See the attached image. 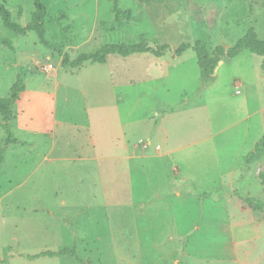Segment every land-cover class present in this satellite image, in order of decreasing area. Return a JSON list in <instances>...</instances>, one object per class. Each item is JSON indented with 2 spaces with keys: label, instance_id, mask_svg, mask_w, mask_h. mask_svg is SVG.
Here are the masks:
<instances>
[{
  "label": "rangeland",
  "instance_id": "rangeland-1",
  "mask_svg": "<svg viewBox=\"0 0 264 264\" xmlns=\"http://www.w3.org/2000/svg\"><path fill=\"white\" fill-rule=\"evenodd\" d=\"M42 1L49 46L36 32L15 35L0 18V37L14 42L9 48L0 41V98H10L19 74L26 84L10 116L0 114V264H264V211L238 197L264 201L263 182L259 188L252 181L250 193L211 189L219 183L216 170L230 168L243 141L254 150L264 134L262 58L249 51L224 57L206 85L193 49L198 41L209 50L231 47L250 28L264 40V0ZM7 5L14 22L30 21L33 0ZM115 5L134 21L117 22ZM141 35L168 45L167 59L181 45L191 46L172 73V98L162 107L176 108L163 122L171 141L164 150H181L159 159L85 160L81 146L91 135L120 137L132 125L138 142L163 120V110L144 107L140 98L148 66L163 56L110 54L104 64L87 61L78 68L63 66L64 57L75 60ZM128 79L136 82L135 92L125 90ZM184 154L191 161L186 168L207 172L209 186L182 181L187 171L174 175L175 161L186 163ZM93 163L97 170L101 164V173L93 172ZM114 163L117 169L110 168ZM164 168L169 176L160 179L157 170ZM242 169L263 181L264 151ZM157 195L162 199L154 204ZM65 247H77L82 263L38 256Z\"/></svg>",
  "mask_w": 264,
  "mask_h": 264
},
{
  "label": "crops",
  "instance_id": "crops-1",
  "mask_svg": "<svg viewBox=\"0 0 264 264\" xmlns=\"http://www.w3.org/2000/svg\"><path fill=\"white\" fill-rule=\"evenodd\" d=\"M182 57L183 55L176 56L172 59H167L166 56H163L161 59L157 61L152 60L153 62H151V64L147 68L148 71L146 72V76H145L147 79L143 84H140V86L143 88L142 93L144 95L141 94L140 98L142 99L143 105H145L144 107L149 106L146 104H153V107L155 106L157 108H160L161 109L160 111L163 110L162 113L164 114V117L163 120L160 123H158L151 132H149L146 138L144 139L139 138L138 142H134L132 138V134H133L132 131H134L132 125H128L126 128L123 127L122 135L120 137H112L109 136L108 134H102V133H98L97 135H91L88 138V141L81 146L82 148L81 153L83 155L81 157H83V159L93 162L97 160H101L102 158L113 159V160H121L123 158L129 160L135 158L159 159V158L168 157L173 153H177L178 151L181 150L180 148H176L173 150L170 149L164 150L166 147H168V143L171 141H168L170 133L163 128V122H166L168 118H170V115L175 113L176 108L174 106L168 109H163V108H167L169 101H171L172 97L170 93V88L173 85V83L171 84L172 73L175 71L176 68L179 69V67H181L180 64H178V61ZM195 61L197 65V60ZM114 73H116L117 75V72ZM111 76L113 77V72L111 73ZM135 84L136 82L134 80L129 81L128 79V81L125 82L124 84L127 87V89L125 90H128L130 88H131L130 90H133ZM133 92L135 91L133 90ZM236 93L241 94V90L238 89ZM153 107H151L152 111H157V109ZM129 108L134 109V104L131 103ZM170 111L172 113L167 114ZM258 111H261V109L253 112L252 114L254 115ZM156 115H158V112H156ZM142 142L147 143V145H145V143ZM245 144H247V139L243 141V146L240 152L238 153L237 157L235 158L234 160L235 162L231 164L229 169L219 168L216 170L217 173L219 174V178H218L219 183L216 184L218 186H214L213 188L211 187V189H221L220 186H222L223 188L228 186L232 191L237 189L241 192L250 193V189L252 187L251 185L252 181L253 184L256 183L257 186L261 188L262 180L261 178L259 179L256 172H252L250 170L243 171L242 169V165L245 164V159L247 155L255 150V149L249 150V148H246ZM51 152L52 150L49 153L50 155ZM184 156L186 158V163L179 161L178 164L177 161H175L174 169H172L174 175L178 176L179 174L183 173V171H187L188 174L187 176L183 174L182 181L189 182L193 180L192 182L199 183L204 186L205 185L209 186L210 176H208L207 172H198L197 171L198 169L193 166L191 167L192 169H187L186 168L187 164L191 162L190 156L187 154H184ZM239 158L242 160H239ZM48 161L53 163L54 159L51 158L48 159ZM237 161H238V165H236ZM242 161L243 163L241 164ZM93 166H94L93 172H95V174L96 172L101 173L102 171L101 164L99 165L100 169L98 168V170L96 169V164L93 163ZM110 168L117 169L118 163H114V166H110ZM144 169L147 170L145 166L143 167L142 170ZM120 171L121 169L119 170V172ZM157 172L158 174H160L159 176L160 179H162V176L165 178H168L169 176L168 175L169 171L165 168L162 169L161 171L157 170ZM189 178H192V180H190ZM236 197H237L236 195H233L229 199L231 201V199H234ZM161 199L162 198H160V196L157 195L152 200V203L154 204L160 203ZM261 199L263 200L262 196Z\"/></svg>",
  "mask_w": 264,
  "mask_h": 264
},
{
  "label": "trees",
  "instance_id": "trees-1",
  "mask_svg": "<svg viewBox=\"0 0 264 264\" xmlns=\"http://www.w3.org/2000/svg\"><path fill=\"white\" fill-rule=\"evenodd\" d=\"M147 1V0H142ZM34 2V11L31 14L30 21L22 26L12 20V12L7 5V0H0V18L2 24L5 28L14 32L17 36H24L29 32H36L40 40L49 46L50 42L46 38L47 34V21L46 17L48 14V6L43 3L42 0H33ZM115 20L117 22L131 23L134 21V16L129 11L122 12L120 8L116 5L113 7ZM60 18L65 16L64 12L60 13ZM63 40H67L66 32L67 26L63 27ZM0 41L7 45L9 48L14 46V42L11 38L0 37ZM191 46L190 45H181L175 50L176 56L183 55ZM169 49L168 45H160L157 40H154L152 43L145 36H139V38L130 43H118L112 45H106L99 47L95 52L84 53L78 56L75 60H70L69 56L66 55L62 62L63 66H70L71 68L81 67L85 62L91 61L92 63L104 64L107 61V58L110 54H118L122 57H128L132 54L151 52L156 57L164 56ZM193 49L196 51L197 65L201 71V78L204 84H211L215 79V69L219 64V61L224 57L235 58L244 51H249L262 58L261 67L264 71V40H261L258 36V33L255 29L250 28L247 30L245 35L240 38L233 46L224 48L223 46H217L213 50H209L206 44L201 42H196L193 46ZM26 90L25 78L23 75L19 74L16 81L11 87V96L8 99L0 98V114L7 119L11 114V109L13 104L20 99L21 95ZM5 128L8 130L9 138L8 142L13 143L12 133L9 126L5 125ZM260 150L264 151V134L261 139L258 141L254 151L250 152L245 159V167L250 164L251 159L255 157L256 153ZM2 159V153H0V163ZM264 184V180L262 181ZM222 189V188H221ZM217 189V190H221ZM217 192V191H216ZM238 197L244 201L246 204L252 208L263 212L264 211V201L262 199H253L251 197H245L238 194ZM72 256L80 263L82 260L77 255V247L68 248L65 247L59 251H45L40 253L38 256L41 257H59V256ZM29 258V257H28ZM91 264V263H88Z\"/></svg>",
  "mask_w": 264,
  "mask_h": 264
},
{
  "label": "water",
  "instance_id": "water-1",
  "mask_svg": "<svg viewBox=\"0 0 264 264\" xmlns=\"http://www.w3.org/2000/svg\"><path fill=\"white\" fill-rule=\"evenodd\" d=\"M221 63H222V61L220 60V61H219V64H221ZM215 70H216V69H215Z\"/></svg>",
  "mask_w": 264,
  "mask_h": 264
},
{
  "label": "built area",
  "instance_id": "built-area-1",
  "mask_svg": "<svg viewBox=\"0 0 264 264\" xmlns=\"http://www.w3.org/2000/svg\"><path fill=\"white\" fill-rule=\"evenodd\" d=\"M145 145H147V143H145Z\"/></svg>",
  "mask_w": 264,
  "mask_h": 264
}]
</instances>
